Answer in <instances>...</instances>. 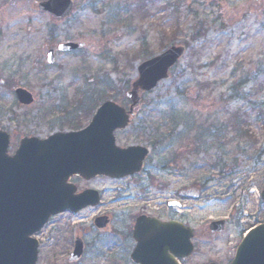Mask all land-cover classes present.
<instances>
[{
	"label": "rangeland",
	"instance_id": "rangeland-1",
	"mask_svg": "<svg viewBox=\"0 0 264 264\" xmlns=\"http://www.w3.org/2000/svg\"><path fill=\"white\" fill-rule=\"evenodd\" d=\"M40 1L0 0V129L11 137L10 154L23 137L84 127L95 110L84 107L85 92L112 82L106 93L117 97L106 99L122 102L125 82L136 77L140 62L172 45H185L186 52L169 79L142 94L141 110L129 127L115 133L120 146L149 147L145 167L153 178L143 183L147 194L141 196L138 178L131 184L73 179L81 188H104L102 204L57 215L35 236L36 264H133L128 252L114 247L113 233L144 207L166 217L165 165L179 150L190 166L201 165V172L190 171L189 180L199 178L207 193L217 195L204 215L198 212L197 223L209 216L230 220L222 235L194 240L193 254L181 264H228L244 231L237 229L236 218L248 222L245 217L256 210L264 188V0H73L72 12L61 20L39 12ZM67 41L84 46L56 53L48 65L45 48ZM19 86L33 94L31 105L17 102ZM67 111L77 121L73 127L65 121ZM174 182L178 187L188 180ZM97 211L113 217L109 232L86 236L84 255L69 263L76 226L89 225Z\"/></svg>",
	"mask_w": 264,
	"mask_h": 264
},
{
	"label": "water",
	"instance_id": "water-1",
	"mask_svg": "<svg viewBox=\"0 0 264 264\" xmlns=\"http://www.w3.org/2000/svg\"><path fill=\"white\" fill-rule=\"evenodd\" d=\"M72 7V0L37 3L38 11L57 19L67 16ZM83 46L75 42L50 46L47 63H53L55 50L72 52ZM184 52L182 45L170 46L137 66V76L126 92L131 100L127 111L107 100L96 109L84 128L56 132L44 139L24 137L11 156L7 154L10 136L0 129V264H36L39 242L33 235L51 216L67 210L76 213L97 204V191L84 190L76 194L75 185L68 182L70 177L122 178L141 169L148 149L137 145L121 148L116 145L114 132L128 125L141 92H148L159 81L167 79L169 70ZM14 93L20 104L33 103L32 94L24 88L18 87ZM261 198L264 200V190ZM97 219L99 228L107 224L106 218ZM223 225V220L213 221L210 229L222 232ZM133 237L136 245L131 260L136 264H179L178 259L193 252L192 230L179 223L142 215L135 221ZM82 253L83 243L76 239L68 261L76 262ZM230 264H264V224L247 233Z\"/></svg>",
	"mask_w": 264,
	"mask_h": 264
},
{
	"label": "flooded vegetation",
	"instance_id": "flooded-vegetation-1",
	"mask_svg": "<svg viewBox=\"0 0 264 264\" xmlns=\"http://www.w3.org/2000/svg\"><path fill=\"white\" fill-rule=\"evenodd\" d=\"M141 110L140 106H135L133 108V111H139ZM185 150V149H183ZM180 151V150H179ZM171 152L168 156L167 163H166V175L168 178V184H167V189H168V194L166 198V217L161 218L163 221L168 222V223H179L185 227H191L193 236H192V241L194 240H199L201 237L208 235V237H213L222 235L217 234V233H212L209 230V223L210 219L212 217L209 216L208 221H203L200 220L197 223V218L198 217V212L201 211L203 215L205 214L204 207L210 203L212 200H216L217 195L215 191L211 193H207L208 187L206 186L205 182L201 183L198 181V179H190V171H196L199 170L201 172V165L199 163L189 165L188 159L184 156V152ZM199 162V161H197ZM184 167V169H183ZM142 176V178L138 176ZM218 175H212L210 179L207 180V184L210 183L212 180L216 179ZM138 178V181L140 183V187L142 188L140 194L141 196L144 197V195L147 194V189L144 188V182L147 184L148 180H152V172L150 169L146 168L145 165L143 164L141 171L138 174H135L131 177L128 178H123L122 180H127L131 183L135 182ZM182 180L186 179L188 180L187 183L183 184V182L178 183V187L175 186L174 180ZM138 183V182H137ZM130 184L127 186V189H129ZM91 188L93 186H90ZM78 191H81L84 188H81L77 185ZM102 204V202H101ZM196 206H198L196 208ZM86 209H91V207H88ZM63 214H71L69 211L64 212ZM140 215H146V216H153L149 214L147 211V208H141V210L136 211L134 214L128 216V220L122 221V228L119 231H115L113 235L116 237L114 239H117L118 242L114 246L117 249H122V251L128 252V257L131 261L130 254L133 250V247L135 245V241L133 238V232L132 228L133 225L136 221V218ZM233 217H235V212H233ZM97 216H106L109 219V225L112 222L113 217L108 213V212H97L96 217L92 216L89 221H86L89 223V225H85L84 223H80L76 226V229L74 230V236H73V241L72 245L75 242L76 239H79L83 242L84 247H85V242L84 238L88 235H92L95 233V235H102L105 232H109L108 228H105L103 230H99L97 226V221H95V218ZM156 217V216H155ZM56 218L52 217L49 219L47 224L44 226L46 227L50 223L53 222V219ZM248 218H253V216L248 215ZM215 219V218H214ZM261 218L255 219L254 224H257L260 222ZM216 220V219H215ZM237 229H243L247 227L246 224L240 221V219L237 217ZM230 220L226 218L225 224L229 222ZM197 223V224H196ZM198 225V226H197ZM207 228V230H206ZM44 229V228H43ZM208 231V232H207ZM200 233L197 235V233Z\"/></svg>",
	"mask_w": 264,
	"mask_h": 264
},
{
	"label": "trees",
	"instance_id": "trees-1",
	"mask_svg": "<svg viewBox=\"0 0 264 264\" xmlns=\"http://www.w3.org/2000/svg\"><path fill=\"white\" fill-rule=\"evenodd\" d=\"M96 85V84H95ZM129 83L125 82V86L124 89L127 90ZM112 82H107L106 85L104 86V90H94L92 93L89 92H85V96L82 98V102L83 105L86 109H88L90 106H92L94 109L98 106V103L101 99H106L108 98V96H113V97H117V95H111V94H107L106 92L112 90ZM108 90V91H107ZM73 117V116H72ZM72 117L70 116V113L67 111L65 114V121L67 122V124L70 127L75 126L74 124L77 121H73ZM77 124V123H76ZM249 136L245 135V138H247Z\"/></svg>",
	"mask_w": 264,
	"mask_h": 264
}]
</instances>
